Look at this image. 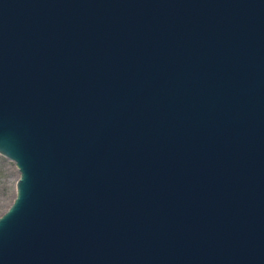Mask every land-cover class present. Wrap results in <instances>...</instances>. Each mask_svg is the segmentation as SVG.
<instances>
[{
  "label": "water",
  "instance_id": "95a60500",
  "mask_svg": "<svg viewBox=\"0 0 264 264\" xmlns=\"http://www.w3.org/2000/svg\"><path fill=\"white\" fill-rule=\"evenodd\" d=\"M0 264H264V0H0Z\"/></svg>",
  "mask_w": 264,
  "mask_h": 264
},
{
  "label": "rangeland",
  "instance_id": "374dc122",
  "mask_svg": "<svg viewBox=\"0 0 264 264\" xmlns=\"http://www.w3.org/2000/svg\"><path fill=\"white\" fill-rule=\"evenodd\" d=\"M19 175L15 164L0 156V216L10 207L15 198V185Z\"/></svg>",
  "mask_w": 264,
  "mask_h": 264
}]
</instances>
